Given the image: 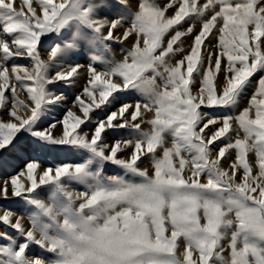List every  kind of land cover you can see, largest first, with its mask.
Returning a JSON list of instances; mask_svg holds the SVG:
<instances>
[{
    "label": "rangeland",
    "instance_id": "374dc122",
    "mask_svg": "<svg viewBox=\"0 0 264 264\" xmlns=\"http://www.w3.org/2000/svg\"><path fill=\"white\" fill-rule=\"evenodd\" d=\"M15 1L0 264H264V0Z\"/></svg>",
    "mask_w": 264,
    "mask_h": 264
},
{
    "label": "bare ground",
    "instance_id": "6f19581e",
    "mask_svg": "<svg viewBox=\"0 0 264 264\" xmlns=\"http://www.w3.org/2000/svg\"><path fill=\"white\" fill-rule=\"evenodd\" d=\"M17 1V0H16ZM15 1V2H16ZM20 2H16L15 3V6H18L17 8H21V5L22 4H19ZM62 3V2H61ZM127 3H128V1H127ZM228 3V2H227ZM227 3H225V4H227ZM129 5H131V7H132V5L134 6V3H131V2H129L128 3ZM130 7V8H131ZM229 9H232V8H229ZM19 10V9H18ZM240 10V9H239ZM226 11V10H225ZM230 11V10H229ZM232 12V11H231ZM238 12V11H237ZM40 13V12H39ZM236 15V14H235ZM239 15V14H238ZM244 15H245V13H244ZM145 16V15H144ZM234 16V15H233ZM236 17V16H235ZM234 17V18H235ZM239 18H242V17H240V16H238ZM244 17V16H243ZM236 19V18H235ZM240 21H242V19L240 20ZM245 21V20H244ZM158 22V21H157ZM228 22H230V21H228ZM235 22V21H234ZM72 23V22H71ZM71 23H69V24H71ZM178 23V22H177ZM227 23V22H226ZM233 23V22H232ZM239 23V22H238ZM245 23V22H244ZM68 24V25H69ZM229 24V23H228ZM246 24V23H245ZM230 25V24H229ZM236 25V24H235ZM238 25V24H237ZM231 26V25H230ZM227 27V26H226ZM236 27H238V26H236ZM236 27H234L233 29H236ZM169 29H170V27H169ZM237 29H239V28H237ZM115 31H116V34L118 35V36H122V34H124L123 32V28H122V26H120V25H117V27H115ZM231 31H232V29H231ZM234 31V30H233ZM104 32H106V31H104ZM231 33V32H230ZM238 34V33H237ZM164 35V34H163ZM239 37V36H238ZM235 38H236V36H235ZM181 40H182V38H181ZM184 40V39H183ZM114 41H117V40H114ZM119 41V40H118ZM129 41L131 42L129 45H133V46H135L134 48H136L137 49V53L138 52H143L144 50H145V45H144V43H142L141 42V40H139L138 39V36H135V35H131V36H129ZM236 41H238V40H236ZM124 42V41H123ZM181 42H183V41H181ZM185 43V42H184ZM168 44V43H167ZM128 45V46H129ZM234 45V44H233ZM133 46H132V48H133ZM180 46V45H179ZM167 47H168V45H167ZM166 47V48H167ZM133 48V49H134ZM128 49H129V47H128ZM135 49V50H136ZM134 51V50H133ZM165 51V50H164ZM134 52H136V51H134ZM117 53H119V52H117ZM121 53V52H120ZM164 53V52H163ZM166 53H168V52H166ZM173 53V52H172ZM169 54V53H168ZM117 55V57H115L114 56V58L115 59H118L119 57V55L118 54H116ZM136 55V54H135ZM165 55V54H164ZM135 57V56H134ZM155 57V56H154ZM160 57V55H158V58ZM164 57V56H163ZM163 57H161V58H163ZM157 58V57H156ZM174 58V57H173ZM155 59V58H154ZM153 59V60H154ZM123 60V59H122ZM163 60V59H162ZM83 61V60H82ZM176 61V60H175ZM152 62V61H151ZM115 63V62H114ZM153 63V62H152ZM165 65H169L170 67H171V72H172V66H173V59H172V54H170V55H168L166 58H165V63H164ZM62 66H64L63 64H61ZM95 65V64H94ZM163 65V64H162ZM160 67V66H159ZM164 67V66H163ZM84 68V67H83ZM165 68V67H164ZM99 69V68H98ZM153 69V68H152ZM99 70H101V69H99ZM154 70V69H153ZM16 71V70H15ZM104 71V70H103ZM155 71V70H154ZM16 72H18L19 73V71H16ZM67 72H68V70H67ZM73 72V71H72ZM160 72V71H159ZM64 73H66V72H64ZM70 73V72H69ZM153 73V72H152ZM155 73H156V71H155ZM20 74V73H19ZM66 74H68V73H66ZM154 74V73H153ZM158 74H161L162 75V73L160 72V73H158ZM157 75V74H156ZM155 75V76H156ZM160 76V75H159ZM157 77V76H156ZM155 77V78H156ZM159 78V77H158ZM148 79V78H147ZM80 80V79H79ZM149 80L151 81V79L149 78ZM154 80V79H153ZM158 80V79H157ZM166 80V79H165ZM164 80V81H165ZM148 81V80H147ZM167 81V80H166ZM169 81V80H168ZM154 82H155V80H154ZM171 82V81H170ZM175 82H177V81H175ZM149 83V82H148ZM153 83V82H152ZM162 83H164L163 81H162ZM173 83V82H172ZM151 84V83H150ZM166 84V83H165ZM175 84V83H174ZM166 86H168V85H166ZM172 86V85H171ZM169 87V86H168ZM94 100V99H93ZM156 106V105H155ZM164 110V109H163ZM162 110V111H163ZM150 111H151V109H150ZM165 111V110H164ZM145 112V111H144ZM154 112V111H153ZM153 112L151 113V114H153ZM157 112H159V111H157ZM146 113H147V111H146ZM142 114H144V113H142ZM148 114V113H147ZM159 115H160V112H159ZM143 116V115H142ZM146 115L144 114V117H145ZM65 119V118H64ZM68 120V122H69V124H71L72 123V120L71 119H67ZM66 121V120H65ZM161 121V120H160ZM159 121V122H160ZM164 120L162 119V122H163ZM167 121V120H166ZM157 122V121H156ZM161 123V122H160ZM52 125V124H51ZM58 125V124H57ZM165 125H166V123H165ZM164 125V126H165ZM50 126V125H49ZM71 126V125H70ZM70 126H59L58 128L56 127V129L55 130H52V136H54V137H60V136H62V135H64L63 134V132L65 131V130H67V129H69V127ZM154 126V125H153ZM157 126H158V124H157ZM161 127L163 126V124L161 123V125H160ZM158 128V127H157ZM156 128V129H157ZM159 129V128H158ZM48 131V130H47ZM68 132V131H67ZM83 133L85 134V133H90V132H88V131H83ZM163 135H164V132L162 133ZM158 135V134H157ZM159 135H160V133H159ZM78 137V136H77ZM157 139V138H156ZM112 140V139H111ZM111 140H109V138H107V139H105V141L106 142H109V145L111 144V143H113ZM114 140V139H113ZM181 162V161H180ZM183 164V163H182ZM184 165V164H183ZM168 166V165H167ZM185 166V165H184ZM76 167V165L74 166V168ZM181 167H183V166H181ZM180 167V168H181ZM73 168V169H74ZM171 168V167H170ZM167 170V169H166ZM175 170V169H174ZM170 172V171H169ZM172 173V172H171ZM170 173V174H171ZM24 174H21V175H19L18 176V180H19V182L20 183H22V181L24 180V176H23ZM160 176H162V175H160ZM154 179L156 178V177H153ZM166 179L168 178V177H165ZM163 179H164V177H163ZM15 180V179H14ZM168 180V179H167ZM23 183H24V181H23ZM64 189H65V191L69 194V195H71V196H75V193H74V191L72 190V189H69L68 187H64ZM157 191V190H156ZM184 191V190H183ZM198 195V194H197ZM206 195V194H205ZM79 196V195H78ZM103 196V195H102ZM101 196V197H102ZM104 198V197H103ZM200 198V197H199ZM198 198V199H199ZM212 198H213V196H212ZM100 200V199H99ZM102 200V199H101ZM100 200V201H101ZM105 200V199H104ZM212 201V200H211ZM198 202V201H197ZM213 203V202H212ZM164 204V203H163ZM207 204H210V203H207ZM218 206H219V204L218 203H216ZM165 205V204H164ZM212 205H215V204H212ZM184 206V205H183ZM182 206V207H183ZM45 207H48V206H45ZM165 207V206H164ZM177 208L179 207V206H176ZM197 207V206H196ZM205 207H206V205H205ZM167 208V207H166ZM199 208V207H198ZM209 208L210 207H207V210H209ZM96 209V208H95ZM99 209V208H98ZM161 210H162V208H160ZM197 209V208H196ZM203 209V208H202ZM206 209V208H205ZM211 209V208H210ZM173 210V209H172ZM171 210V211H172ZM174 210H176V209H174ZM219 210V209H218ZM170 211V212H171ZM177 211V210H176ZM180 211V210H179ZM211 211V210H210ZM209 211V212H210ZM220 211V210H219ZM199 212H200V208H199ZM201 212H203L202 210H201ZM5 213H7V214H10V212H7V211H5ZM104 213V212H103ZM197 213V212H196ZM219 213V212H218ZM220 213H221V211H220ZM198 215H199V213H197ZM207 214V213H206ZM210 214V213H209ZM212 214V213H211ZM181 215V214H180ZM179 215V216H180ZM201 215V214H200ZM203 215V214H202ZM205 215V214H204ZM208 215V214H207ZM207 215H206V217H207ZM221 215H223V212L221 213ZM211 216V215H210ZM209 216V217H210ZM172 217V216H171ZM182 217V216H181ZM172 218H174V217H172ZM201 218V217H200ZM204 218H205V216H204ZM210 218H212V217H210ZM13 219H15V220H17V221H23L22 219H21V217H13ZM182 219V218H181ZM207 219H208V217H207ZM214 219V218H213ZM172 220V219H171ZM165 221H167V220H165ZM165 221L163 220V222L165 223ZM187 221V220H186ZM202 221V220H201ZM169 222H170V220L168 221V224H169ZM174 222V221H173ZM188 222V221H187ZM179 223V222H178ZM182 223V222H181ZM180 223V224H181ZM174 225V224H173ZM183 225V224H182ZM208 225V224H207ZM170 226V225H169ZM172 226V225H171ZM176 226H179V225H176ZM119 228V227H118ZM174 228H176L175 227V225H174ZM173 228V229H174ZM185 228H186V225H185ZM27 229H31L29 226H27ZM184 229V228H183ZM222 229V228H221ZM114 233V232H113ZM139 233V232H138ZM127 235V234H126ZM129 237V236H128ZM146 253V252H145ZM124 256V255H123ZM141 256V255H140ZM143 256V255H142ZM155 256V255H154ZM164 256V255H163ZM135 257V256H134ZM147 258V257H146ZM144 259V258H143ZM142 259V260H143ZM150 258H148L147 260H149ZM120 260V259H119ZM133 260V259H132ZM135 260H136V258H135ZM132 263V262H131ZM167 263V262H166ZM136 264V263H135ZM169 264V263H168Z\"/></svg>",
    "mask_w": 264,
    "mask_h": 264
}]
</instances>
